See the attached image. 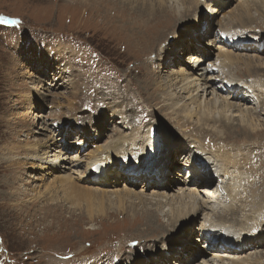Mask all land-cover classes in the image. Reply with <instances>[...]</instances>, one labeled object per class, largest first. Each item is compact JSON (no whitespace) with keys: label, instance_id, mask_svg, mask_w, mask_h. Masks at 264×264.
<instances>
[{"label":"rangeland","instance_id":"rangeland-1","mask_svg":"<svg viewBox=\"0 0 264 264\" xmlns=\"http://www.w3.org/2000/svg\"><path fill=\"white\" fill-rule=\"evenodd\" d=\"M166 1V5L172 3L171 0ZM237 1L224 0L220 3L222 5L218 4L216 11H221L219 14H212L213 8L211 9L210 5L213 2L204 3L203 6L200 1V10H189L181 18L171 11H163L159 14L160 18L163 17L158 20L159 16L156 18L155 14L148 15L156 10L155 0H0V264H152L154 256L163 252L167 244H177L181 235L184 240L188 234L192 238H188L182 248L194 256L187 262L180 263L173 259L179 254L170 256L168 253L170 264H200L202 260H209L214 254H237H229L222 248L213 252L204 251L209 249L205 248L204 241L199 238L201 235L196 232L202 223L215 224L221 218L224 223L230 225L227 221L230 220V211L223 209L226 197L211 199L210 194L207 197L204 192L191 196V199L196 197L200 205H203L199 208L195 220L190 217L195 210L189 209L190 202H184L185 204L180 206L176 200L171 199L167 202L164 199L160 202V198L145 199L147 202H138L136 199L118 202L111 196L105 198L106 200L81 199L77 201L79 206H73L66 198H60L61 193H57L52 199V194L44 192V179L54 180V176L61 173L59 169L50 167L41 170L37 163L23 158L30 152L29 148H26V142H47L49 146L44 151L59 146V136L62 132L60 126L71 118L77 123L72 122L71 132L63 140L64 147L78 145L70 141L76 136L75 128L84 123L83 128L94 132V137H99V143L115 132L128 135L133 125L141 126L137 123L139 118L145 121L150 117L148 114L153 113L155 122H158L156 125L162 128L161 143L157 150L153 149L148 155L147 163L152 162L153 165L158 159L157 156L163 159L168 156L172 160L167 172L169 177L163 179L162 183H166L169 189L179 186L183 182L181 175L184 176L179 157L183 155L175 153L180 150L178 146L183 149L188 146L185 139L187 136L183 134L208 137L206 132L192 129L195 124L190 125L188 130L180 123L177 124L178 116L175 117L171 109L162 102L157 104V97L161 95L162 90L159 85H153V82L162 84L160 80L164 83L169 81L170 85H173L171 75L177 65L179 70L189 72L190 66L187 64L192 54L188 53L189 43L206 49L205 53L208 54L205 57H200L197 52L194 54L205 61L204 66L208 64L209 68H215L211 65L216 63L214 59L217 47L223 45L222 29L225 28L229 32L241 29L240 24L232 18L229 19L227 13L228 10H235ZM248 1L253 4L249 8L253 25L250 30L259 33L264 29V25H255L259 21L264 23V17L259 14V10L264 8V3L262 6L259 4L262 0ZM163 8L169 10L168 6ZM175 8L183 10L179 4ZM201 32H205V36L195 39ZM180 42L182 46L176 47L174 53H170L168 58L163 60L164 63H161L160 57L167 54V46L169 45L172 52L171 48ZM262 51L258 53L262 54ZM187 53L188 56H185ZM240 53L252 55L254 51L249 49ZM260 56L264 57V53ZM169 58L174 59L169 61ZM176 58L177 64L174 61ZM179 61L182 64H178ZM161 64L168 65L160 68ZM220 70L223 72L219 73L221 77L217 78L218 80L228 75L237 76L236 78L247 76L248 80V77L255 73L254 79L264 80V73L259 75L254 71L245 75L242 67L235 69L228 66ZM208 75L215 76L214 71L210 70ZM253 83H258V80ZM163 98L161 97V100ZM263 100L261 99L260 103L254 100L247 105L256 110L257 117L254 118L257 119L258 129L245 130L247 135L242 136L246 139L230 141L232 145L228 147H232L234 152L239 148L243 157L254 162L253 166H256L258 174L264 179ZM110 106L123 115L112 116ZM230 119V125L237 130L240 121L235 117ZM39 122L43 126L41 133L37 132ZM87 123L90 126H87ZM100 125L103 136H99V130L96 129ZM219 133H222L223 139L228 140L229 134L223 128L218 132V136ZM236 134L231 135L240 137ZM84 140L81 146L85 148V152L94 148L95 144L90 142L96 139L90 141L91 139L84 137ZM81 165L83 167V163ZM147 165L138 167L144 168ZM72 178L80 185L85 184L81 178ZM115 181L100 187H114V190L123 188L124 182L119 178ZM190 182H193V179ZM217 182L218 180V193L221 195L223 186ZM144 183L145 181H142V186ZM138 184H141L139 180ZM197 184L196 188L206 186L210 191L216 185L214 179L209 181L208 186L205 183ZM256 185L260 186L257 192H261L264 180L260 183L258 181L254 186ZM162 187H156L155 190H161ZM144 188L149 190V187ZM185 197L187 200V196ZM202 199L211 203L204 204ZM183 200L185 199L183 198L182 202ZM186 204L189 207L185 209ZM177 206L179 214L180 211L186 210L183 214L185 216L177 221L170 220V211ZM249 209L246 211L249 212ZM147 212L154 216L151 218L154 220L149 219V223L146 222ZM256 224L257 229L253 233H258L255 231L263 227L264 221L259 220ZM193 246L197 251L195 253ZM180 247L178 250H181ZM205 253H208V256ZM240 253L234 257L264 256V248L250 246ZM258 259L252 262L261 261ZM156 260L159 261L157 258Z\"/></svg>","mask_w":264,"mask_h":264},{"label":"bare ground","instance_id":"bare-ground-1","mask_svg":"<svg viewBox=\"0 0 264 264\" xmlns=\"http://www.w3.org/2000/svg\"><path fill=\"white\" fill-rule=\"evenodd\" d=\"M171 1L172 3H170V5H166V0H155V4H157L156 10L154 11L155 13L152 12L147 14L151 16L155 14L154 17L157 18L160 12L171 11L181 18L186 15V12L188 13L189 10H200V1L203 2V6L204 3L208 4V2H213L212 4L215 5H210V8H213L211 12L212 14H217L218 12H221L216 11L217 6H219L218 4L222 3L224 0H208V2L203 0ZM237 3L238 4L235 10H228L227 13L228 16H230L229 19L232 18V20H235L240 24L239 26H241V29H236L234 31L232 30L233 32H229L225 28L222 29L224 38L221 39V41L223 45L217 47L216 58L214 59L216 63L211 65L215 66V68L218 69L209 68L208 64L207 66H204L205 61H203L200 57L202 55L205 57L206 54H208L205 53L206 49H203L201 46H196L189 43L190 45H188V49L190 51L188 53L192 52V54H190L189 56L191 60L189 61V64H187L190 66L188 67L189 72H186V70L184 69L179 70V65H177L178 67L174 69L171 75L173 76L172 79L174 80L173 85H170L169 81L164 83L162 80H160L162 84L157 81L153 82V85H159L160 89L162 90L161 95L157 97V104H159V102H162L163 105L168 106V108L171 109L172 113H174V116H178L177 124L180 123L182 126H184V128H187V130L189 129L188 127L190 125L195 124L196 126H193L192 129H195L197 131L200 130L201 132L204 131L206 132L205 134H207L208 137L206 138L202 135L204 138H206L204 139L200 138L198 134L194 136L189 133L183 134L187 136V138L185 139L186 141H188V146H186L185 149L178 146L180 150L175 153H182L183 156L179 157L181 158L180 164L182 168H185V170L182 171V173L185 174V177L181 175V179L183 182H181L179 186L174 189H169L168 186L165 185L166 183H162L163 179L169 177L167 176V172L171 165L170 163H172V160L168 156H164L165 159L157 156L158 159L155 160V163L153 165H147L152 163H147L148 155L153 149L157 150V148H159L158 146H160V129H162L159 125H156V123L158 122H155V116L153 115V113H150L148 115L151 119L148 118L144 121L142 118H139V121H137V123L141 124V126L139 127L138 124L137 126L136 124L133 125L130 128V133L128 135H123L120 132H115L113 135L107 137L106 140L99 143V137H94V132L90 131V129L85 130L83 128V126H85L84 123L83 125H78L79 128H75L77 130L76 136L72 141H70L72 142V144L76 143L78 145H65L64 147L65 143L63 142V140L65 139L67 134L71 132L73 124L72 122H75V124L77 123L74 118H71V120L67 121V123L64 122L61 124L60 129L62 130V132L59 136L60 145L57 146L59 148L53 147L51 148V150L49 149V151H44L49 146L47 142L38 141L33 142L34 144H29V142H26L27 146H25L26 148H29L30 152L23 157L25 160L32 163H37L36 165L41 170H47V168L51 167L53 169H59L62 173V175L61 173L55 175L54 180H49L47 178L44 179L46 182L43 188L44 192L47 194H52L54 196L52 199L55 198L57 193H61L60 198H66L70 204H73V206H79L77 201L81 199H105L111 196L115 197L118 202H127L131 199H136L138 200V202H147L146 200H155V198H160V202H162L163 199L166 202L170 199L176 200L175 202H178L180 206H183L182 204L184 202H190L189 205H191V207L186 204L184 205V208H195L194 211L192 210L193 212L190 215V217H194V220L198 216L199 208L203 207V205H200V201L198 202L196 197L195 199L194 197L191 199V196L197 195L199 194V192H204L203 194L207 195V197L210 194L209 198L211 199L218 200L226 197V201L224 203L225 207L223 209L230 211V220L226 219L230 222V225L224 223L223 219L221 218L215 224H212L210 222L202 223L197 228L198 230L196 232H198V234L201 236H207L209 234V237L212 238V240L216 238L217 244L212 245L213 250L222 248L223 251L228 252L229 254H238L245 251L246 249H249L250 246H253V248L261 246L262 248H264V225L260 230L255 231L258 233H253V231L257 229L256 222L258 223L259 220L264 221V188L261 192H257L260 186L254 185L258 181L259 183L262 182L264 179L258 174L256 166H253L254 162H252L247 157H243L239 148H236L237 152H234L232 147H228V145H232L231 142H234L238 138L246 139V137L244 138V136H242V134L247 135L246 133H244L245 130L258 129L257 119L254 118L257 117L256 110L247 107V105L254 100L260 103L262 102L260 100L264 99V80H262L261 78L254 79L253 76L256 73L252 74V72L254 71H256L259 75H261V73H264V57L260 56L264 53V29L259 33L250 30L251 27L253 28V25H251L252 17L249 14V8L252 7V2H249L248 0H238ZM262 3H264V0H262L259 4L262 5ZM178 4L181 5L183 9L182 11H180L181 9L175 8ZM163 6H168L169 10L163 8ZM256 7L259 6L256 5ZM138 8H140V6ZM140 11L144 12L143 10ZM259 14H262V18L264 17V8L262 10H259ZM162 17L163 16H161V18ZM161 18L159 16L158 20H160ZM246 21H248L249 23ZM220 24L223 23L220 22ZM263 25L264 23L259 21V23L255 26L262 27ZM204 33L205 32L198 33L195 39L205 36ZM161 37H163V34H161ZM168 46L167 54L160 57L162 58L161 63H164L163 60H166L170 53H174L176 47L180 48L182 45L180 42L177 46L171 48L172 52L171 50H169ZM249 49L254 51V54L246 55L240 53V51L246 52ZM260 51H262L263 53H258ZM194 52L199 53L200 57L198 55V57H196ZM188 53L185 54V56H188ZM180 54L182 55L183 53L180 52ZM173 59L174 58H169V61ZM169 61L167 63H169ZM174 61L176 62L175 64H177L178 59ZM178 64L182 63L179 61ZM166 65L163 66L161 64L160 68H165ZM228 66H233L235 69L242 67L245 70L244 74H252V77H248L247 80V76L236 78L237 76L228 75L225 78L222 77L218 80L217 78L221 77L219 73L223 72L220 69L223 67L227 68ZM210 70L214 71L215 76L208 75ZM216 72H218V75H216ZM147 73L150 74V71H148ZM250 78L251 80H249ZM55 79L56 77L53 80ZM257 80L258 83H253ZM219 93H222L224 96L220 95ZM209 94H211V96ZM166 96H168L167 99L165 98ZM161 97L164 98L161 100ZM109 110H111L110 114L112 116H114V114H119V116L123 115V113H121L120 111L117 112V109L113 106H110ZM232 117H235L240 121V127L237 130H235V127H232V125H230V118ZM191 119H195V121H191ZM88 125L90 126V124L87 123V126ZM101 126L102 125L96 127V129L99 130V136H103L104 134V132L101 131ZM42 128L43 126L41 125V122H39L37 132L41 133ZM222 128L224 131H226L227 134H229L228 140L223 139L222 133H219V136L217 135L218 132L222 130ZM236 133H238L240 137L233 136L237 135ZM84 137H87V139L89 140L91 139L90 141L96 139L95 141L90 142V144H95V146L88 152H85V148L81 146L85 141ZM188 147L192 148L193 150H190ZM82 163L84 168L81 165ZM96 163L104 164L102 172L94 173L90 170L91 166ZM141 165L147 166L144 168H139L138 166ZM209 166L211 167V174L207 170ZM62 168L66 170L63 171ZM68 171L70 172L67 173ZM72 176L76 179L81 178L85 184L80 185L76 183ZM116 178H119L120 181L124 182L123 188H117L114 190V187H100L101 185H107L116 182ZM187 179H193V182H190V180L188 181ZM211 179L215 180V184L218 180L217 183L223 186L221 188L223 190L221 195L218 193L219 186L217 184H214L215 186L211 191L206 186H203L202 188H196L198 185L197 183H205L208 186ZM138 180L141 182V186L138 184ZM142 181H145L143 186L149 187V190L151 191L144 190L147 188H144L142 186ZM159 186H163L161 190H155L157 189L156 187ZM143 191L149 192L144 193ZM59 196L57 197L59 198ZM185 196H187V200ZM183 198L185 200H183L182 202ZM202 202L206 204L210 201L202 199ZM88 206L90 207V205ZM247 208H250L249 212H247L248 210L246 211ZM178 210L179 207L177 206L170 211V220L177 221L185 216H183V214H185L186 210H183L184 212L180 211V214L177 213ZM152 217H154L153 214L151 212H147L146 222L149 223V219H151ZM181 236L178 238L177 244H175V242L167 244L164 247L163 252L161 251L159 255L154 256L152 264H170V258H168L167 256L168 253L170 254V256L172 254H179L178 257H174L173 259H177V261H180V263L187 262L188 259L193 257V254L189 255L190 252H187L186 250L183 251V248L185 247H183V245L186 243L188 238H192V236L188 234L186 235V237H184V240ZM232 246L236 249L232 248ZM178 247H180L181 250H178ZM193 248V253L197 252L194 246ZM213 250L211 252H213ZM204 251H210V249ZM205 254H207L208 256V253ZM234 256H222L214 254L211 256V258H209V260H202V263L200 264H264V256H255L254 258L248 256ZM156 258L159 261H157ZM256 258H260L261 261L253 263L252 261ZM171 262H175V260H171ZM141 263L142 262H138V264Z\"/></svg>","mask_w":264,"mask_h":264}]
</instances>
